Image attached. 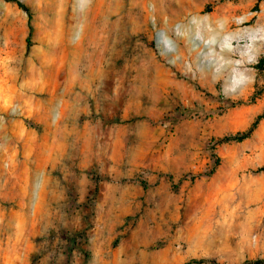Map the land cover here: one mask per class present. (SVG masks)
<instances>
[{"label": "rangeland", "instance_id": "rangeland-1", "mask_svg": "<svg viewBox=\"0 0 264 264\" xmlns=\"http://www.w3.org/2000/svg\"><path fill=\"white\" fill-rule=\"evenodd\" d=\"M20 1L29 49L0 0V264L264 259V117L224 141L264 113V0Z\"/></svg>", "mask_w": 264, "mask_h": 264}, {"label": "trees", "instance_id": "trees-1", "mask_svg": "<svg viewBox=\"0 0 264 264\" xmlns=\"http://www.w3.org/2000/svg\"><path fill=\"white\" fill-rule=\"evenodd\" d=\"M10 1H13L15 2L18 7L20 9H22L28 16V29H29V32H28V37H27V49L30 48V45H31V38H32V35H33V26H32V19H33V14L31 12V9L26 6L22 1L20 0H10ZM264 117V113L262 115H260L258 118H257V121L252 125V127L242 133V134H237V135H234V136H230V137H226L224 139V141H235V142H242L246 139H248L252 133L254 132V130L256 129L257 125H258V122ZM213 156L216 158V155L213 153ZM217 163H218V160H217ZM199 261H192V263H197ZM214 264H218L217 262L213 261ZM248 264H264V259H259V260H255V261H250V262H247Z\"/></svg>", "mask_w": 264, "mask_h": 264}]
</instances>
